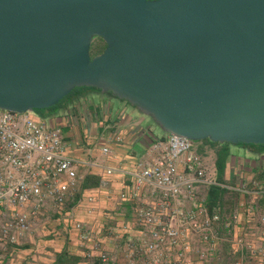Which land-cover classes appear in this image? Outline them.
I'll return each mask as SVG.
<instances>
[{
  "label": "water",
  "instance_id": "obj_1",
  "mask_svg": "<svg viewBox=\"0 0 264 264\" xmlns=\"http://www.w3.org/2000/svg\"><path fill=\"white\" fill-rule=\"evenodd\" d=\"M80 86L164 133L264 145V0H0V109Z\"/></svg>",
  "mask_w": 264,
  "mask_h": 264
},
{
  "label": "built area",
  "instance_id": "obj_2",
  "mask_svg": "<svg viewBox=\"0 0 264 264\" xmlns=\"http://www.w3.org/2000/svg\"><path fill=\"white\" fill-rule=\"evenodd\" d=\"M201 140L166 133L150 143L133 169L104 168L99 188L114 172L132 180L131 191L118 194L132 203L130 217L102 234L79 233L81 244L90 241L82 254L87 264H212L219 240L239 213L252 235L242 242L243 257L229 263L246 264V258L247 264H264V179L234 186L237 206L229 212L218 202L209 204L210 190L221 185L206 159L213 148ZM83 163L91 164L64 153L61 129L47 114L0 109V264L27 241L47 202L63 204L74 187L75 166Z\"/></svg>",
  "mask_w": 264,
  "mask_h": 264
},
{
  "label": "crops",
  "instance_id": "obj_3",
  "mask_svg": "<svg viewBox=\"0 0 264 264\" xmlns=\"http://www.w3.org/2000/svg\"><path fill=\"white\" fill-rule=\"evenodd\" d=\"M43 113L61 129L64 153L91 164L75 166L76 178L69 196L60 206L47 202L39 210L27 241L12 250L5 264H87L82 254L90 241L81 244L79 233L88 230L102 234L130 217L132 203L121 201L118 194L130 192L132 180L114 172L106 178V187L99 188L104 168L133 169L150 143L166 133L126 101L94 89L78 90ZM204 144L213 148L206 159L213 162L221 185L210 190L208 203L218 202L229 212L237 206L234 186L264 179V147L210 144L202 139L200 145ZM103 147L107 152L101 150ZM219 152L223 159L217 164ZM259 203L263 206L262 200ZM248 225L239 213L231 231L219 240L212 264H230V260L243 257L242 242L252 235ZM243 263H248L246 258Z\"/></svg>",
  "mask_w": 264,
  "mask_h": 264
},
{
  "label": "rangeland",
  "instance_id": "obj_4",
  "mask_svg": "<svg viewBox=\"0 0 264 264\" xmlns=\"http://www.w3.org/2000/svg\"><path fill=\"white\" fill-rule=\"evenodd\" d=\"M103 43L104 42L99 37H94L92 39V41L90 42V45H89V49H88L89 56H94L96 54H99L102 51L103 47H104L103 46ZM223 143L226 144V145H229V146L234 145V144L227 143V142H223ZM222 159H223V154H222V152H219L218 153V159H217L218 161H217V164L219 162H222Z\"/></svg>",
  "mask_w": 264,
  "mask_h": 264
},
{
  "label": "trees",
  "instance_id": "obj_5",
  "mask_svg": "<svg viewBox=\"0 0 264 264\" xmlns=\"http://www.w3.org/2000/svg\"><path fill=\"white\" fill-rule=\"evenodd\" d=\"M103 46H105L104 43H103ZM103 46H102V47H103ZM82 89H94V90L99 91V90H98L97 88H95V87H85V86L74 87L73 89H71V91H70L66 96H64L62 99H60L55 105L50 106V107H48L47 109L59 105L64 99H66L67 97L71 96V95L74 94L76 91H78V90H82ZM106 93H107V94H110V92H106ZM110 95H111V94H110ZM35 110H37V111H39V112H43V111L46 110V109H35ZM204 140L209 141V140H207V139H204ZM209 142H211V141H209ZM236 145H253V146L264 147V145H260V144H251V143H249V144L237 143Z\"/></svg>",
  "mask_w": 264,
  "mask_h": 264
}]
</instances>
